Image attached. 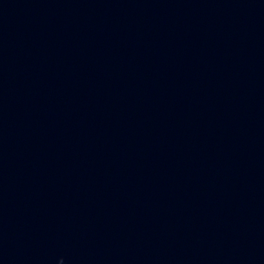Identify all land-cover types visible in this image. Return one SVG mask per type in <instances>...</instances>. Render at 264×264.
Masks as SVG:
<instances>
[{
  "label": "water",
  "instance_id": "obj_1",
  "mask_svg": "<svg viewBox=\"0 0 264 264\" xmlns=\"http://www.w3.org/2000/svg\"><path fill=\"white\" fill-rule=\"evenodd\" d=\"M0 264H264V0H0Z\"/></svg>",
  "mask_w": 264,
  "mask_h": 264
}]
</instances>
